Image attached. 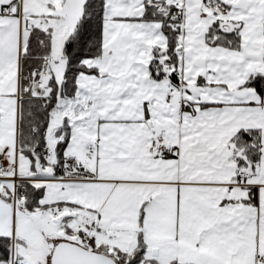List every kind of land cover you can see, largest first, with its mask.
Listing matches in <instances>:
<instances>
[{"label": "snow or ice", "instance_id": "snow-or-ice-1", "mask_svg": "<svg viewBox=\"0 0 264 264\" xmlns=\"http://www.w3.org/2000/svg\"><path fill=\"white\" fill-rule=\"evenodd\" d=\"M0 264H264V0H0Z\"/></svg>", "mask_w": 264, "mask_h": 264}]
</instances>
